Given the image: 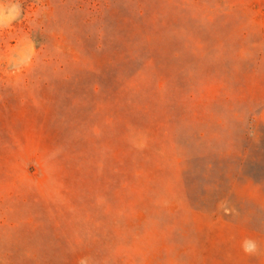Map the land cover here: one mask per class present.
<instances>
[{
	"label": "rangeland",
	"instance_id": "1",
	"mask_svg": "<svg viewBox=\"0 0 264 264\" xmlns=\"http://www.w3.org/2000/svg\"><path fill=\"white\" fill-rule=\"evenodd\" d=\"M17 4L0 264H264V0Z\"/></svg>",
	"mask_w": 264,
	"mask_h": 264
},
{
	"label": "clouds",
	"instance_id": "2",
	"mask_svg": "<svg viewBox=\"0 0 264 264\" xmlns=\"http://www.w3.org/2000/svg\"><path fill=\"white\" fill-rule=\"evenodd\" d=\"M20 15V6L13 5L11 8L7 9V14H5V9L0 7V27H4L10 24L13 20L18 18ZM243 251L246 254L252 255L256 254L259 250V246L256 241L251 239H246L242 244Z\"/></svg>",
	"mask_w": 264,
	"mask_h": 264
}]
</instances>
